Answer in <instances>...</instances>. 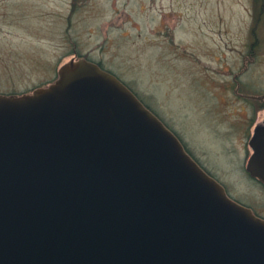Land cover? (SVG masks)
I'll return each mask as SVG.
<instances>
[{
	"label": "water",
	"instance_id": "95a60500",
	"mask_svg": "<svg viewBox=\"0 0 264 264\" xmlns=\"http://www.w3.org/2000/svg\"><path fill=\"white\" fill-rule=\"evenodd\" d=\"M0 264H264V218L74 55L53 81L0 92Z\"/></svg>",
	"mask_w": 264,
	"mask_h": 264
},
{
	"label": "rangeland",
	"instance_id": "374dc122",
	"mask_svg": "<svg viewBox=\"0 0 264 264\" xmlns=\"http://www.w3.org/2000/svg\"><path fill=\"white\" fill-rule=\"evenodd\" d=\"M80 54L120 76L263 210L264 190L244 168L248 100L233 78L264 91V0H0V92L53 81Z\"/></svg>",
	"mask_w": 264,
	"mask_h": 264
},
{
	"label": "flooded vegetation",
	"instance_id": "af4514ba",
	"mask_svg": "<svg viewBox=\"0 0 264 264\" xmlns=\"http://www.w3.org/2000/svg\"><path fill=\"white\" fill-rule=\"evenodd\" d=\"M79 56H85L88 59H91L95 62H97L102 68L114 73L113 71L107 69L100 61L94 60L90 58L87 55H79ZM249 57V56H248ZM252 57V58H251ZM253 55L248 58L249 60L253 59ZM245 63H247V59L244 60ZM239 73V72H238ZM116 76H118L116 73H114ZM120 79L121 77L118 76ZM234 81L237 82L235 85L234 92L237 96H239L242 100H248L247 105L250 110V120L245 128V134H246V142H247V151H246V161H245V171L248 174L251 181H253L256 185H258L262 190H264V182L260 180L257 177L252 176L251 172L247 169V163L250 158V156L254 155L256 156L254 159V164L258 168L260 172H264V156H260V160L257 157V148L259 145H264V97L263 98H254L253 96H263L264 91H242L241 90V84L238 79V74L234 76ZM122 80V79H121ZM123 81V80H122ZM148 106V105H147ZM149 107V106H148ZM150 108V107H149ZM151 109V108H150ZM182 141L183 145L185 146L186 150L191 154V156L201 165V167L206 170L210 175H212L214 178H216L226 189L227 193L233 197L238 202L250 207L253 212L260 216L261 218H264V207L263 210L260 209L257 205H253L250 202H246L245 200H242L239 197H236L229 189L227 183L221 178V176L214 170V168L211 166L212 164L206 160L203 155H198L194 149H192L185 139L180 135V133L173 128L155 109H151ZM263 206V205H262Z\"/></svg>",
	"mask_w": 264,
	"mask_h": 264
},
{
	"label": "bare ground",
	"instance_id": "6f19581e",
	"mask_svg": "<svg viewBox=\"0 0 264 264\" xmlns=\"http://www.w3.org/2000/svg\"><path fill=\"white\" fill-rule=\"evenodd\" d=\"M140 98V97H139ZM141 99V98H140Z\"/></svg>",
	"mask_w": 264,
	"mask_h": 264
}]
</instances>
